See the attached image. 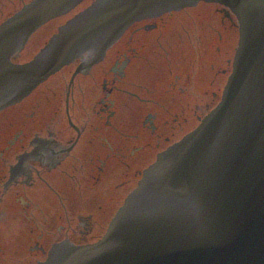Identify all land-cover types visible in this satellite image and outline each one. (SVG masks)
Masks as SVG:
<instances>
[{
    "label": "flooded vegetation",
    "instance_id": "flooded-vegetation-1",
    "mask_svg": "<svg viewBox=\"0 0 264 264\" xmlns=\"http://www.w3.org/2000/svg\"><path fill=\"white\" fill-rule=\"evenodd\" d=\"M238 39L222 4L166 11L1 109L0 264L101 239L143 171L220 102Z\"/></svg>",
    "mask_w": 264,
    "mask_h": 264
},
{
    "label": "water",
    "instance_id": "water-1",
    "mask_svg": "<svg viewBox=\"0 0 264 264\" xmlns=\"http://www.w3.org/2000/svg\"><path fill=\"white\" fill-rule=\"evenodd\" d=\"M83 1L30 0L0 23V110L79 59L78 70L90 67L133 22L166 11L223 4L239 42L221 101L144 170L105 235L56 244L39 264H264V0H92L30 60H13Z\"/></svg>",
    "mask_w": 264,
    "mask_h": 264
},
{
    "label": "rangeland",
    "instance_id": "rangeland-1",
    "mask_svg": "<svg viewBox=\"0 0 264 264\" xmlns=\"http://www.w3.org/2000/svg\"><path fill=\"white\" fill-rule=\"evenodd\" d=\"M26 1L28 0H1L0 1V22L4 18L9 16L10 14L14 13ZM86 4L81 6V8L84 7ZM71 15L72 14L60 17L58 21L49 22L45 25V28L43 27L40 28L33 36L31 42L29 43L27 49L25 50L23 56L21 57V60L22 59L26 60L28 58H31V56L37 51V49L47 41V39L50 37V35L53 32L57 30L58 25L63 23Z\"/></svg>",
    "mask_w": 264,
    "mask_h": 264
},
{
    "label": "bare ground",
    "instance_id": "bare-ground-1",
    "mask_svg": "<svg viewBox=\"0 0 264 264\" xmlns=\"http://www.w3.org/2000/svg\"><path fill=\"white\" fill-rule=\"evenodd\" d=\"M202 2H204V1H202ZM187 7H190V6H187ZM237 47H238V46H237ZM236 49H237V48H236ZM235 54H236V52H235ZM234 58H235V55H234ZM233 63H234V59H233ZM200 123H201V122H200ZM200 123H199V124H200ZM199 124H198V125H199ZM196 127H197V126H196ZM196 127H195V128H196ZM195 128H194V129H195ZM194 129H193V130H194ZM191 131H192V130H191ZM191 131H190V132H191ZM188 133H189V132H188ZM188 133H187V134H188ZM180 140H181V139H180ZM149 166H150V165H149ZM149 166H148V167H149ZM148 167H147V168H148ZM147 168H146V169H147ZM142 176H143V174H142ZM142 176H141V178H142ZM141 178H140V179H141ZM140 179H139V181H140ZM139 181H138V183H139ZM61 243H63V242H61ZM61 243H57V244H61ZM53 247H54V246H53ZM53 247H52V248H53Z\"/></svg>",
    "mask_w": 264,
    "mask_h": 264
}]
</instances>
